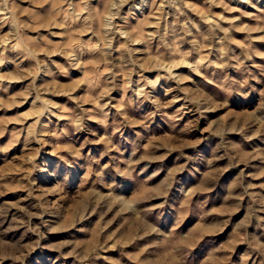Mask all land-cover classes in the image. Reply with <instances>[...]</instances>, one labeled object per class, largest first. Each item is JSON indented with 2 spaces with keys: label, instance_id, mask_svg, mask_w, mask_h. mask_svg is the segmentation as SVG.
I'll return each instance as SVG.
<instances>
[{
  "label": "rangeland",
  "instance_id": "obj_1",
  "mask_svg": "<svg viewBox=\"0 0 264 264\" xmlns=\"http://www.w3.org/2000/svg\"><path fill=\"white\" fill-rule=\"evenodd\" d=\"M0 264H264V0H0Z\"/></svg>",
  "mask_w": 264,
  "mask_h": 264
}]
</instances>
